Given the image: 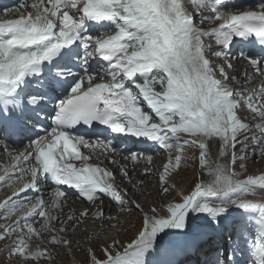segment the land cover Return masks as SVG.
I'll list each match as a JSON object with an SVG mask.
<instances>
[{"label": "snow or ice", "instance_id": "obj_1", "mask_svg": "<svg viewBox=\"0 0 264 264\" xmlns=\"http://www.w3.org/2000/svg\"><path fill=\"white\" fill-rule=\"evenodd\" d=\"M190 3L199 10L210 9L208 19L220 21L219 25L208 30L198 27L195 17L185 11L183 0H33L30 7L35 15L28 12L0 22V122L19 121L26 127L31 118L27 112L43 111L46 100L55 101L49 112L52 126L32 141L33 151L15 157L35 161L25 173L30 175V182L20 192L37 187L38 179L44 176L57 186L75 187L89 202L103 194L123 205L127 190H122V196L114 187V173L90 164L77 168L71 162L91 159L82 155L81 145L118 150L106 139L90 143L82 136H73L71 132L78 125H103L112 133L153 141L168 150L169 159L158 177L162 193L174 187L168 182L185 158V146L199 150V165L212 177L208 183H196L190 194H181V202L169 203L166 215H157L151 208L152 215H143L141 230L123 251L113 254L104 248L102 259L92 253V264H181L173 258L198 249L209 230L218 232L229 217L253 212L260 214L262 238L254 245L253 264H264V203L246 199L264 194V174L241 181L235 179L234 169L240 159L237 144L254 139L247 135L254 128L243 122L240 112L250 111L259 118L255 128L260 129V143L264 144V101L254 103L255 92L236 98L227 83L235 78L229 77L223 67L219 69L221 78H216L203 39H214L224 48L231 46L235 38L255 37L264 44V0L259 12H226V0ZM216 55L227 53L219 51ZM254 55L249 53L243 58L260 71L264 58L258 61ZM93 59L106 65L103 75L89 71ZM77 61L80 72L73 71ZM69 76L73 79L68 80ZM98 76L100 82H96ZM29 77L43 80L22 103L17 97L19 90L30 83ZM260 91L264 94V89ZM213 142L219 144L221 158L230 157L226 163L213 164ZM130 159L136 161L139 157L133 153ZM11 179L0 176V184H8ZM18 194L14 192L0 203V214L11 218L23 209L24 219L7 225L0 241L17 230L23 233L25 228L28 236L39 235L31 223H26L32 216L44 217L42 228L51 230V217L43 199L29 208L23 201H15ZM64 195L56 192L57 198ZM102 216L98 214V218ZM52 243L60 241L53 236ZM13 248L23 261L46 254V250L30 251L25 236L18 237ZM224 259L228 260L227 249ZM215 264H220L219 258Z\"/></svg>", "mask_w": 264, "mask_h": 264}, {"label": "bare ground", "instance_id": "obj_2", "mask_svg": "<svg viewBox=\"0 0 264 264\" xmlns=\"http://www.w3.org/2000/svg\"><path fill=\"white\" fill-rule=\"evenodd\" d=\"M254 8H257V9L255 10ZM225 11L226 12H234L232 9H225ZM241 11H257V12H259V11H261V9H260V7L248 6L247 3H245L243 5V7H241V8L236 10V12H241ZM209 12H210V9L207 10V11L203 10V15H202V12H199L198 10H195L194 11V17H195L196 25H206L208 23H212L213 27H217L219 21L213 22V21L209 20L208 19V13ZM203 16L207 19V21L203 22V18H204ZM9 17H10V19H16V18H18V15L16 13H14V15L9 16ZM219 46H221V45L215 44L214 47H217V48H214L213 52L216 53L217 51H219L220 50ZM206 56H207V54H206ZM212 65H213V63H212ZM157 91H159V89H157ZM23 92H24L23 88H22V90H19V96H21L23 94ZM235 93H236V97H239L238 92L236 90H235ZM243 122L249 124L252 127H255V125L257 123H259L258 121H253L252 119H249V118L245 119ZM255 135H259L260 136V132L257 131L251 137H254ZM181 139H184V137H182ZM260 139H261V137H260ZM241 140H243V138ZM250 142H253V139ZM144 143H148V144L150 143V144H149L148 148H146V150L143 151L140 147ZM260 145H261L260 140H259V142L257 144H251L248 147V152H247V155L249 157L245 158L244 160L249 161V160L258 159V161L257 160L255 161V163L262 165L263 164V161H262L263 157L261 155V151L258 149V147H260ZM239 146H240V144H237L236 148L239 147ZM116 147L118 149L117 152L120 153L119 155H122L124 153L125 155H128V159H126L125 155H123V156L119 157L118 161H114V159H110L109 158L108 160H106L105 163H106V168L109 169V170L113 169V172L115 174L114 178L111 180V183H113L114 187L117 190H119V191H122L124 189L127 190V195L126 196H124L123 191L121 193V195L124 196L123 205L117 203L110 195L105 196L103 194H101L100 198H98L94 202H89L85 198L80 196L78 189H76L75 192H70V191L62 188V185H59V186L55 185L54 181L50 177L49 178H45L44 176H41L38 179L37 187L28 189V191H35V192L39 193L41 195V197L44 199V203L45 204L48 203L49 201L50 202L57 201L58 203H60V205H59L60 212H58L57 218H59V220H60V218L62 216H66V217L70 216V217L73 218V219L70 220V222L73 223V224L74 223H80L79 225H81V223L84 222L86 225L84 227L80 226L79 230H82L83 232L88 233V234H94L96 236H99L101 231H103V230L105 231L107 228L110 229V226L115 225V222L119 221L118 220L119 217H121L123 215L127 216L126 213H131L127 217H129V219L132 220V218H130V216L131 215L133 216L135 214V212H136L135 218L133 220V221H136V220H138V217L141 218V216H142V212H141L140 215L138 213V210L139 211H141V210L139 208H136V205L133 202V201L137 202V200L142 201L140 199V196L138 195L142 188H140V185H138L137 182L140 181L141 184H145L146 186L147 185L149 186L152 183V179L153 178L158 180L159 172L156 169V167L163 168V166L166 163L163 165V157H162V161H160V162H158L155 159H157L158 156H162L163 151H165L166 149L161 148L158 144H155L153 141L144 140L143 138H136V137H131L130 139H127L125 141L119 142L116 145ZM216 151H217V149L215 150V152ZM211 152L213 153V150H211ZM133 153L134 154H136V153H140L141 154V155L136 154L139 157L138 160L133 161L132 159H130V156ZM237 153H238V151L236 150V154ZM165 154H167L169 156L168 150L163 155H165ZM172 154H175V152H173ZM0 155H4V157L6 159H11L13 157V154H10L9 152H7V154H4V151H3V148L1 147V145H0ZM148 156H151L153 159L151 161H148L147 160ZM224 159H226V157H224ZM93 160H94L93 157H91V159L88 160V161H84L83 160L77 165V168L83 167V166H85V164H89ZM155 161L158 163L157 166L156 167H151V164L153 162H155ZM93 162H98V161H96V159H95ZM25 163H26V165H21V164H19L17 162L16 163H11L12 166L21 167L22 170H20L18 172L14 171V170L10 171L11 172L10 173V175H11L10 177L12 178V186L7 189V197L12 196L14 192H18L19 194L15 197V201L17 203L23 201L30 208L32 205L37 203L38 199H35V201L31 200L30 202H27L25 194L23 192H20L19 189L22 188L24 184L30 182V175L29 174H25V173H26V170L31 165L35 164V161L31 160V158H30L29 160H26ZM121 163L123 164V166H122ZM147 167L151 168L149 172H147L148 170L143 169V168H147ZM123 170L127 172V175L130 174L129 175V180L125 177V175L123 173ZM134 172H135V175L133 174ZM18 176H22L23 178L22 179H17L16 177H18ZM150 179H151V182L149 181ZM148 186H147V188H148ZM159 188H160V185H159ZM153 189H154V187H153V184H152V188L150 189L151 190V195H150V192L148 191L147 192V196L152 198V203H156L154 201V197L156 195L154 193V197H153ZM174 189H178L175 194H180L181 195L182 190L180 188H178V186H175ZM160 190H161V188H160ZM57 191L64 192L65 193L64 197L62 196V197L57 198L56 197V192ZM144 191H145V189H144ZM164 194H166V193H162V191H161L160 194H159L160 197L156 196L157 197V201L160 202L161 200H163V195ZM144 197H146V195ZM159 198H161V199L159 200ZM140 201H138V204L141 203ZM253 201L264 203V197H261V194H258L257 196H253ZM57 202H55V203H57ZM95 203H98L100 208L103 209V212H98V211H96L94 209ZM142 204H144V203L142 202ZM122 209H124V210H122ZM129 209H133L134 211L132 212V210H129ZM25 211L26 210L22 209L21 211L15 213L12 216V220L13 221L9 222L8 225L11 224V223H14L18 219L23 220L24 216H25ZM85 211H87V213H88L87 216L82 215V213H84ZM149 211H150V209H149ZM149 211H147L145 209V213L146 214L152 215V213L149 212ZM241 212H243V210H241ZM100 213H103V216L98 218V214H100ZM112 213H113V215H112ZM254 213L255 212H253V213H244L245 215H248V219L246 220V223L251 222ZM76 214L78 215V217L74 218V216ZM236 215H239V214H236ZM93 217H95L96 219L92 220ZM109 217H110V219H109ZM36 218H38L37 221H39V220L40 221L39 222L35 221ZM42 219H43V217L41 218L40 216H35V217L32 216L26 221V223H29V221L31 220V221H34L36 223L41 224V222H42L41 220ZM120 220H121V218H120ZM54 221H56V220L54 219ZM6 222H8V221L6 220ZM34 222H31L32 227L35 228L36 231H38V229H39L38 232H41L43 230L42 225L37 226V225L34 224ZM92 222H94V223H92ZM89 223H92V226L88 225ZM234 223H235V221H234ZM43 224H44V221H43ZM2 227H3V225H2ZM69 227H70V230H75L73 228L72 224H70ZM4 229L5 228H3V230ZM3 230L0 232L1 234H3ZM70 230H69V232H70ZM50 231L49 230H46V232L42 231V234L43 233L48 234ZM24 232L26 234L23 233L22 236H25L27 238V241L30 243V241H32V240H30L31 236L27 235V229L26 228L24 229ZM12 233L21 235L20 234L21 232L19 230H17L16 232H12ZM10 235L12 236L14 234H10ZM219 235H220V231L214 232L213 235L207 234V235L203 236L201 238V242H200L199 248L198 249L194 248V249L190 250V253H195V254L197 253L198 254V256H199V260L197 261L198 263L194 262L193 259L190 262H193L194 264H199V261H201V259H206L204 261V263H207L208 260H210V259H212V260L216 259L217 258L216 255H217L218 249H216L215 245L210 243V241L213 238H217V242L220 243ZM33 236L34 235H32L31 238H33ZM74 236H75V234L69 236L68 239H66V240L67 241H71V243H72L73 239H74ZM235 236L236 235L234 233V234L230 235L229 238H231L233 240L235 238ZM38 237H40V236H38ZM14 239H15V236H14ZM14 239H13V241H14ZM62 239L65 241V239L63 237H62ZM51 242H52V240H51ZM8 244L4 245V247H6ZM13 245L14 244L8 245L7 251L4 252L5 254L2 253V255L4 254L3 261L4 260L6 261V259L12 257V255H13L12 251L14 249ZM64 245H65V247L62 246L61 249L64 250V248H66L65 250H68V251L72 250L73 251V249L68 248L66 246V244H64ZM4 247L2 249H0V254L3 251ZM57 248H58V243H57ZM39 249L42 250L43 249L42 246L38 247V248H35V250H39ZM78 249H79V247H76V248L74 247V251L75 250L78 251ZM207 250H208V252H207ZM194 251H196V252H194ZM60 252L62 254V250ZM236 252L244 254L243 253V245L241 246V244H239L238 248H236ZM75 253L77 254V252H75ZM64 254L65 253H63V256H64ZM184 257L185 256L183 255V256H181L179 258V261H182V264H185V261L183 262ZM14 262H17V264H23V258L22 257H18V258L15 257ZM14 262H10V263L8 262V263L9 264H15Z\"/></svg>", "mask_w": 264, "mask_h": 264}, {"label": "rangeland", "instance_id": "obj_3", "mask_svg": "<svg viewBox=\"0 0 264 264\" xmlns=\"http://www.w3.org/2000/svg\"><path fill=\"white\" fill-rule=\"evenodd\" d=\"M0 22H3V20L0 19ZM184 138H186V137H184ZM259 140H260V136L255 135L253 142L258 143ZM249 143L252 144V142H249ZM242 145L243 144H240V146L236 148V150L238 151V153L236 155L240 159L237 160V163L234 166V169L237 172V176L235 177V179L243 181V180H246L249 176H258V175L264 174V150H262V149H264V144H261L260 147H258V149L261 151V155L263 157V160H262L263 164L262 165L255 163V161L256 160L258 161V159L249 160V161L244 160L245 158H247L249 156L248 155L244 156L246 151H245V149H242ZM245 146L246 145H243V147H245ZM219 148H220V146L217 142H213L210 146V157H211L213 164H215V163H226L228 161V159L230 158V157H226V159L221 158L219 156ZM216 149H217V151L215 152ZM211 150H213V153L211 152ZM166 152H167V150L163 151V154ZM136 154L141 155L140 153H136ZM163 154H162V156H158L157 159H155V160L160 162V161H162V157H163V165H164L165 163H167L169 156L167 154H165V155H163ZM175 154H172V156L174 157ZM123 155H125V154L123 153ZM198 156H199V150L198 149H196L194 147L185 146V158L182 161L180 168L178 170H176L175 173H172V179L174 180L175 183H177V184L181 183L182 185H184V188L186 187V189H189V188H192L194 186V184L199 183L201 181H203L204 183H208L212 180V177L211 176L209 177V175H207L208 174L207 171L200 167L199 161L197 160ZM125 157H126V159H128V155H125ZM157 164L158 163L155 161L151 164V167H156ZM122 166H123V164H122ZM157 168L158 167H156V169ZM143 169L148 170L147 172H149L151 168L147 167V168H143ZM133 174L135 175V172ZM160 174H162V173H159V175ZM129 175L130 174L125 176L128 180H129ZM149 181L151 182V179ZM169 181H170L169 182V186H170L172 183L171 179ZM137 183H138V185H140V188H142L138 194L142 201L137 200V202L138 201L141 202L139 204L136 201H133V202L135 205H139L140 210L141 209L143 210L141 220H143V215L146 214L145 209L147 211H149V209L155 208L157 215H166L167 214L166 208H167V205L169 203L180 202L179 199H176L175 201H173L174 197L170 196V195H175L174 193H176L178 189H172V190H174V193L172 190H170L169 193H166L163 195V200H161L160 202L157 201L156 196L160 197L159 194H160L161 190L159 188L158 180H156L154 178L152 179V183L149 185L150 187L147 185L148 188L145 184H141L140 181H138ZM152 184L154 187L153 197H154V193H155L156 198L154 197V201L156 203H152V198L147 196L148 191L150 192V195H151L150 189L152 188ZM11 186H12V179L8 184H3L2 186H0V193L2 191L6 190L7 188H10ZM144 189H145V191H144ZM124 190H126V189H124ZM121 193H122V191H121ZM145 195H146V197H144ZM261 197H264V194H261ZM160 199L161 198H159V200ZM246 199L253 200V196H247ZM142 202L144 204H142ZM59 205H60V203H58V202L52 204L49 201L47 208H46L47 215L49 217H51V219L49 221L51 231L48 234H46V233L42 234V231L46 232V230L43 229L41 232H38L39 231V229H38V231H36V232L39 233V235H34L33 238H31L32 237V235H31L30 240H32V241H30V243L27 241L30 251H35V248L42 246L43 249L42 250L39 249V250L40 251L46 250V254L41 256V257H38L36 259H29L27 261H23V264H77L78 260H75V259H72L69 263L64 260L63 253H65L64 255H66L67 252H70V253L73 252L72 250L68 251V250H65L66 248H64V250H65L64 251L63 249H61L62 246L65 247V245H64L65 243H64V240L62 239V237L66 240V239H68L69 236H71L73 234H75V236H74L72 243H73V245H75V248L79 247L78 251L75 250V252H77V258L81 261V264H92V253H95L96 257L102 259V258H104V254L102 252V249H104V248H108V250L110 252H112L113 254H115V252H117V251H123L122 249L128 244V241L131 238L132 239L135 238V236H136L135 229L137 228V232H139L142 228V221L139 219L140 217H138L137 224L132 222L135 218L136 212L133 216L132 215L130 216V218H132V220L129 219V217H127L131 213H126L127 216L123 215V216L118 218L119 221L115 222V225L119 226V229L122 230L119 238L114 239V241H110V239H106V241H104L103 236H100V235L96 236L94 234H88V233L83 232L82 230H79L80 226L84 227L86 224L84 222H82L81 225H79L80 223H74L73 224L70 222V219H69L70 216H68V217L62 216L58 222L57 216H58V212H60ZM143 208H145V209H143ZM94 209L98 212H103V209L100 208L98 203H95ZM129 210H132V212L134 211L133 209H129ZM138 213L140 215L141 211L138 210ZM112 215H113V213H112ZM77 217H78V215L76 214L74 216V218H77ZM120 218H121V220H120ZM37 219L38 218H36L35 221H37ZM54 219L56 221H54ZM6 220L8 222H6ZM12 221H13L12 217L6 218V216L4 214H0V232L3 230V228L6 225H8L9 222H12ZM39 221H37V222H39ZM41 221H42L41 224L36 223L34 221H31V220L29 221V223L34 222L35 225L40 226V225H43V221L45 223V218L43 217V219ZM233 221H235V223L232 224L233 225V232L235 233L236 236L233 240L231 238L228 239V245L229 246H231V245L236 246L239 244H241V246L243 245L244 253L249 258L250 264H253L254 257H252V256H253V251H254V245L261 242V239H262L260 236V230H261L260 229V214L258 212H255L251 222H249V223L242 224L240 222L239 215H235ZM92 223H94V222H92ZM92 223H89L88 225L92 226ZM70 224H72V226L75 230H70V227H69ZM2 225H3V227H2ZM112 226H114V225H112ZM61 229H66V231H61ZM69 230H70V232H69ZM109 231H113V228L110 227ZM23 233L26 234L25 232H23ZM23 233H20L21 235L11 233V234H14L12 236L9 234L8 239L0 241V249H2L4 247V245H6L8 243H9L8 245L15 244L18 237L22 236ZM14 236H15V239H14ZM38 236H40V237H38ZM53 236H55L57 238V240L60 241V243H58V248H57V243L51 242ZM13 239H14V241H13ZM114 242H115V247L112 246L114 244ZM97 243H99V244H97ZM210 243L217 244L216 248H220V245H218V242L216 241L215 238H213L210 241ZM8 245L6 247H4L3 251L0 254V264H9L10 262H14L15 257L16 258L20 257L17 254H15L14 249H13L12 257L6 259V261L5 260L3 261L4 254H5L4 252L7 251ZM96 245H98V247H96ZM61 250H62V254L60 252ZM207 252H208V250H207ZM2 253H4V254L2 255ZM216 256L218 257V254ZM194 257H198V256L193 255V254H191V255L188 254L184 258L186 260H188L187 262H190ZM14 263L17 264V262H14ZM185 264H186V262H185Z\"/></svg>", "mask_w": 264, "mask_h": 264}, {"label": "clouds", "instance_id": "obj_4", "mask_svg": "<svg viewBox=\"0 0 264 264\" xmlns=\"http://www.w3.org/2000/svg\"><path fill=\"white\" fill-rule=\"evenodd\" d=\"M183 3H184V6H185V11L189 15L194 16V11L195 10H198L199 12H202V15H203V10L196 9V7L190 3V0H183ZM245 3H247L248 6L257 7V6H255L252 3V1L246 0L245 2H242V3L237 4V5H230L226 9H232L234 12H236V10L239 9V8H241V7H243V5ZM254 9L256 10L257 8H254ZM204 21H207V19L205 17L203 18V22ZM219 23H220V21L218 22V25H219ZM197 26L198 27H203L205 30L214 28L213 25H212V23H208L206 25H197ZM203 39L206 42L205 44L208 45V48H207V51H206V54L208 56L207 58L210 59V61L213 63L212 66L217 71L216 78L217 79H220L221 78V76L219 74V69L221 67H223L224 72L227 73V75L229 77H234L235 78L233 80L227 81V83H231V85H232V82L233 81H242V84L241 85L235 84V87L238 88L240 91H244V93H245L244 94V97L249 96L248 93H251V91H250V89H249V87H248V85H247V83H246V81L244 79V71H245V67L247 65H250V63H249V61L247 59H239L238 56L240 54H242L244 51L248 50V49L258 47L259 50H260L261 47L255 46V47L246 48V49H244V50H242V51H240L238 53L233 54V55H236V56L228 57V56H230L229 53H234L232 51H237V49H240L242 47V45L245 43V42H241V41L234 40L233 41V44L231 46H229L228 48H224L223 46H219L220 47V50L219 51L226 52L227 53L226 56H217L216 53L219 52V51H217L216 53L213 52L214 48H217V47H214L215 44H216L215 43V40L214 39H210L208 37H205ZM253 58L256 59V56L254 55ZM223 59H226L225 66H221V64L220 65L217 64L218 62H220ZM89 64L91 65V63H89ZM229 64L231 65V67H229ZM99 66H100L99 69H101L103 71V69H104V67L106 65L103 64V63H100ZM99 81H100V78H97L96 82H99ZM231 85H228V86L229 87H232ZM241 113L242 112H240V115H241ZM246 113H247V111H244V114H246ZM75 132H76V134L74 136H78V137H81L82 136V137L86 138L87 140H89L90 143L95 142L97 139L102 140V138L104 137V135L110 134L109 137H108V141H111L112 144L115 145V146L119 142L125 141V140L130 139L132 137V136H125V135H119V134L112 133L110 130H107L105 126L99 125V124H94L93 126L78 125L75 128ZM149 144L148 143H144V144L141 145L140 148L144 151V150H146V148H148ZM79 147H80V151H81V153H82L83 156L93 157L94 160L96 159V161H98V162H93L94 161L93 160V161H91L89 163L90 165L99 166L100 168L106 169L107 171H110L112 173H114L113 172V169H110L109 170V169L106 168V163H105L106 160H108L110 158V159H114V161H118L119 157L123 156V154L122 155H119L120 153H118L117 151H115V152L107 151L102 146L92 148V147H84V146L81 145ZM17 155H20V153H18ZM23 159H24V157L21 156L20 160H18L17 163H21L23 161ZM81 161H83V160H72L71 162L74 163L76 165V167H77V165ZM11 163H16V162L12 158L11 159H6L5 157L0 158V169H2V167H1L2 165H5L6 167L9 166V169H11L10 171L14 170V171H17L18 172V171L22 170L21 167L12 166ZM157 170H158L159 173H162L163 170H164V168H159L158 167ZM10 171L8 173H11ZM125 172L126 171L123 170V173H125ZM173 173H175V172H173ZM114 176H115V174H114ZM7 179H8V176H7ZM171 182L172 183H171L170 186H174V187L175 186H178V188H180L182 190L181 194H190V192L192 190H194L195 184H194V186L192 188L186 189V187L184 188V185H182L181 183L176 184L173 181L172 178H171ZM158 183H159V179H158ZM159 185H160V183H159ZM174 187L172 189H174ZM62 188L66 189V190H68L70 192H74V188L75 187H73L71 185H62ZM7 189L4 190V191H2L0 193V203L4 202L6 200V198H7ZM172 191L174 193V190H172ZM28 193H29V196H26V201L27 202H30L31 200H35V199H43L41 197V195L39 193L35 192V191H28ZM170 196L171 197H174L173 198V201H175L176 199H179V201L181 202V195L180 194H175V195H170ZM43 201H44V199H43ZM55 202H51V203L53 204ZM45 205H48V203H46ZM0 213H3V210H0ZM234 217H235V215H234ZM141 218H142V216H141ZM141 218H140V220H141ZM94 219H96V218L93 217L92 220H94ZM133 222L135 224H137V220L136 221H133ZM229 222L230 221H228V222H226V220L224 221V228L222 229L223 231H225L226 228H230V227H232V229H233V225L232 224L234 222L233 223L231 222L229 225H225V224H228ZM240 222L242 224L245 223L243 221H240ZM110 227L113 228V231H109L108 230L109 228H107L105 231L103 230L99 234L100 236H103L104 241H106V239H110V241H114V239L119 238V236H120V233H121L122 230L119 229V226L114 225V226H110ZM135 231H136L135 233L137 235L138 234L137 228L135 229ZM215 239L217 241V238H215ZM226 239L227 240L225 241V244L227 245L229 237H226ZM131 240H132V238L128 241V243ZM97 244H99V243H97ZM214 245H215V247H217V244H214ZM218 245H220V248H216V249H218L217 254L220 255L221 254L220 249L222 247V242L220 241V243H218ZM66 246L68 248H70V249H73V252H71V253L70 252H67L66 255H64V260L69 263L72 259H75V260H78L77 261V264H81V261L77 258V254L74 251L75 245H73V243H70V244H66ZM96 247H98V245H96ZM236 248H238V245H236L235 248H232V249L236 252ZM190 254L195 255L194 253H190ZM196 255L198 256L197 253H196ZM193 260H194V262L198 261L199 260V256L197 257V259H196V257H194ZM204 261H205V259H201V261H199V263L200 262H204ZM186 264H192V262L191 263L186 262Z\"/></svg>", "mask_w": 264, "mask_h": 264}]
</instances>
